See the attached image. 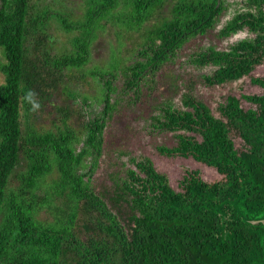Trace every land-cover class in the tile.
<instances>
[{
	"label": "trees",
	"instance_id": "trees-1",
	"mask_svg": "<svg viewBox=\"0 0 264 264\" xmlns=\"http://www.w3.org/2000/svg\"><path fill=\"white\" fill-rule=\"evenodd\" d=\"M210 36L221 46L196 44ZM189 44L207 86L249 76L264 63V0H0V264H264V93L242 95L247 110L226 98L225 121L171 74L173 94L154 99L148 129L174 140L158 151L220 181L186 170L175 190L126 152L109 185L91 179L113 115Z\"/></svg>",
	"mask_w": 264,
	"mask_h": 264
},
{
	"label": "rangeland",
	"instance_id": "rangeland-1",
	"mask_svg": "<svg viewBox=\"0 0 264 264\" xmlns=\"http://www.w3.org/2000/svg\"><path fill=\"white\" fill-rule=\"evenodd\" d=\"M74 9H79L82 5L81 3L76 4ZM137 34V33H136ZM139 35V34H137ZM197 45L203 44H215L219 46V43L212 37L206 42L196 41ZM189 47L192 45L189 44L183 48L180 58L174 61L173 63H168L163 69L158 73L156 82L153 84L151 96L149 98L145 97L143 102H140L138 109L141 111L147 110V105L150 101L157 99L159 102L171 96L172 83L171 78L168 77L170 74L177 78L178 82L181 85V89L190 93L198 101L203 102L208 108H210L212 115L220 120L225 121L221 116L218 106L225 102L226 98L234 97L240 101V106L242 109L247 110L252 108L248 102L242 99V95H259L264 93V90L254 86L251 82L252 78L264 76V63L254 69V71L247 77L236 81L229 82L222 86L217 87H207L204 85L201 78L203 71L195 70L191 67L185 66L186 55L189 51ZM186 52V53H185ZM105 56L104 52L99 53V59L102 60ZM0 82H4V75L0 71ZM146 90V89H145ZM90 94H93L92 91H89ZM161 100V101H160ZM68 104H71L70 102ZM78 105L80 101L78 100L74 106L79 110ZM138 109L132 113V111H127L126 106L120 108L119 113L114 116V119L109 121L107 128L104 132V148L103 156L101 157L99 164L96 167L95 174L92 175L94 183L97 185V190L101 191L102 185L107 182V176L110 170H117V166L111 165V161H114L113 158L118 154L117 152L127 153L128 155L122 154V161H127L130 156H145L149 158L158 173L164 174L171 185L172 188L178 190V184L182 180L183 175L186 170H195L198 171L202 180L208 183H214L221 180V175L211 167L203 165L196 162L193 158H181L179 156H167L161 154L158 151V146L164 145L169 148L174 146V140L172 135L164 134L156 135L155 133L149 132L145 134L142 130V125L135 126L137 130H133V133L130 135L127 131V125L130 122V117L133 115H138ZM90 112H97L99 109L95 106L90 107ZM79 112V111H78ZM43 124L49 126L51 124L50 120H44ZM81 113L77 117H74L71 121L73 128L81 129ZM134 129V128H133ZM136 134V135H135ZM231 139L233 140L234 147L237 150H241L243 147L242 140L236 136L234 133H231ZM120 164V163H119Z\"/></svg>",
	"mask_w": 264,
	"mask_h": 264
},
{
	"label": "flooded vegetation",
	"instance_id": "flooded-vegetation-1",
	"mask_svg": "<svg viewBox=\"0 0 264 264\" xmlns=\"http://www.w3.org/2000/svg\"><path fill=\"white\" fill-rule=\"evenodd\" d=\"M227 1H231V0H227ZM229 12H231V10H229ZM227 18V17H226ZM225 23V21L223 20V23L222 24H224ZM225 25V24H224ZM247 31L246 30H243V32L242 31H239V32H237V33H235V34H233V35H231L229 38H225V39H222L221 41H223L224 43H228V44H233L234 42H236L237 40H242L244 37H245V33H246ZM211 37V36H210ZM210 37L209 38H206L205 39V41L207 42L209 39H210ZM217 43H218V41H217ZM206 44V43H205ZM227 44V45H228ZM207 45V44H206ZM208 45H215V44H208ZM218 46V45H217ZM221 46V43L219 42V46L218 47H220ZM189 52V51H188ZM182 53V52H181ZM180 53V54H181ZM186 53V52H185ZM180 54H179V57L178 58H180ZM178 58L176 59V60H178ZM189 60H190V56L188 55V53H187V55H186V59H185V63H183V64H185V66H188V67H191V68H193V69H195V70H198V71H203L204 73H202V75H201V78H202V76L203 75H207V74H210L211 72L208 70V68H204V69H202V70H199V69H196L195 67H193V66H191L190 65V63H189ZM155 76H157L158 77V73H155ZM156 80H157V78H156ZM203 80V79H202ZM156 82V81H155ZM203 83H204V85L205 86H207L206 85V83L204 82V80H203ZM175 84H177V83H175ZM207 87H209V86H207ZM210 88V87H209ZM175 90H174V87H173V82H172V90H171V95L173 94V92H174ZM151 92H152V90H148V89H144V92H143V94L142 95H140V97L138 96V98L136 99H132L133 101H134V103L131 105V106H128V105H126V104H122L121 105V107L122 106H126L127 107V111H132V113L133 112H135L137 109H138V105H139V103L140 102H143V100H144V98L145 97H147V98H149L150 96H151ZM141 97H143V98H141ZM178 98H179V96H178ZM178 98H174L173 99V102H178ZM161 101V100H160ZM163 101V100H162ZM128 103H132V101H130V100H128L127 101ZM156 103L155 102H153V101H150L149 102V104L147 105V110L146 111H141V109H138V115H133L132 117H130V122H129V124L127 125V131H128V134H132L133 133V130H137L136 129V127L135 126H139V125H142V130L144 131V133L145 134H148L149 132H152V133H155V134H157L158 132L157 131H155V129L154 128H150V130L148 129V127H149V124L152 122L151 121V119L150 118H152L155 114H156V112L157 111H155V110H153L152 109V106L153 105H155ZM121 107H119V111H120V108ZM219 107V106H218ZM210 109V108H209ZM119 111H118V113H119ZM117 114V113H116ZM115 114V115H116ZM115 115H113V117H112V120L114 119V116ZM109 123V122H108ZM108 126V125H107ZM134 128V129H133ZM167 135L169 134V135H172L171 133H166ZM136 135V134H135ZM145 157V156H144ZM153 163V162H152Z\"/></svg>",
	"mask_w": 264,
	"mask_h": 264
}]
</instances>
